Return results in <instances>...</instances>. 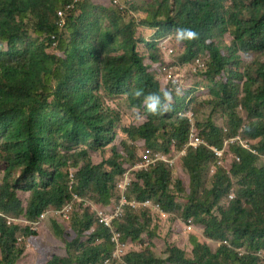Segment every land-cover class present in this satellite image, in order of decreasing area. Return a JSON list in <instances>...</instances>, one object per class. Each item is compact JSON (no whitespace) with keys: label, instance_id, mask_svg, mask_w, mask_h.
<instances>
[{"label":"trees","instance_id":"16d2710c","mask_svg":"<svg viewBox=\"0 0 264 264\" xmlns=\"http://www.w3.org/2000/svg\"><path fill=\"white\" fill-rule=\"evenodd\" d=\"M72 2L0 0V264L26 256L20 238L40 247L38 264H105L115 250L112 235L82 204L68 219L48 217L64 256L49 255L39 233L21 221L62 210L73 194L112 207L134 161L148 151H181L190 132L207 146L188 148L175 169L159 163L135 172L130 195L159 204L162 213L128 208L115 227L122 242L141 250L108 263L264 264L257 255L264 254V0H123V9L112 0H78L60 27L58 11ZM177 27L195 30L199 39L178 43ZM172 37L180 52L175 60L205 62L197 85L206 84L207 97L186 80L179 88L165 78L163 67L175 62ZM244 54L252 59L243 61ZM152 93L166 113L146 112ZM119 98L136 120L125 123ZM205 106L224 111L221 127L212 117L197 121ZM239 134L258 154L233 143L225 148ZM213 147L223 151L220 159ZM167 216L202 228L189 235L190 254L169 242L164 256L154 251ZM208 241L219 244L216 251Z\"/></svg>","mask_w":264,"mask_h":264},{"label":"rangeland","instance_id":"374dc122","mask_svg":"<svg viewBox=\"0 0 264 264\" xmlns=\"http://www.w3.org/2000/svg\"><path fill=\"white\" fill-rule=\"evenodd\" d=\"M104 1L108 2V0H104ZM142 31H143L144 35L148 38H150L151 35L153 34V32L149 31V30L142 29ZM172 39L173 40H171V39L167 40V45L168 46H174L173 47L174 56H172V59H174V57L176 58L177 56H179L180 52H179V45H177L176 42L174 41V37H172ZM140 49H142V46H140ZM251 59H252V57H251ZM175 61H179V60H175ZM243 61H248V60H245L243 58ZM185 72H187V75L185 78L186 84L189 87L191 86L190 84H194V86L196 87V89L198 91V94L199 95L202 94L201 96H204L203 98L207 97L206 95L209 94V91L205 92L206 91V84L198 86L202 80L201 74L199 72L189 73L188 69H185ZM210 86L211 85H209V87ZM116 102H117V108L125 116V123H129L131 120L132 121L136 120L137 112H135L129 108L125 99L119 98L116 100ZM240 113L242 116L244 115L243 111H241V110H240ZM209 117H212V120L214 121V123L217 126L221 127L223 125V117L225 118V113L222 110H218L216 112H213L211 107L205 106L197 114L196 119H197V121L198 120L199 121H205ZM121 139H122V137L119 135L118 141L120 142ZM241 139L244 143L249 145V147L251 146L249 141H247L248 139H244L242 137V135H241ZM140 145H142V143H140ZM168 155H170V157H171V156H173V153H170ZM92 158L95 161L101 160V157L98 153H93ZM138 162L139 161L136 160L132 164L138 163ZM260 165H263V163H260ZM174 172L176 174V173L180 172V169L174 170ZM212 172H213V168L210 170L211 174H212ZM3 173H4V170L2 168H0V183L3 179ZM129 196H131V195L128 194V198H129ZM114 199H113L114 201L111 204L112 207H103V206H99L98 204H96L93 200H91L89 198V196L82 197V196L78 195L77 199H74L71 201L72 208H71L69 213L71 214L75 210L76 205H78V204H82L84 208L85 207L89 208L93 213H94V208H97L98 210H101V211H113L115 209V207L119 204L118 194H117L116 198L114 197ZM94 217H95V213H94ZM165 219H167L166 222H163L159 225L158 231L160 233V237L157 240H155V242H154V246H155L154 251L156 252V254L158 256H164V248L166 246V244H165L166 242L172 243L173 245L185 250L188 254H190L192 247L189 245V242H188L189 235H190V233L201 234L202 228L197 227L194 224H191L192 229L189 230L188 227L190 224L188 223L189 224L188 225L187 223H184L183 219L179 218V217L176 219V221H173V218H171V216H167V217H165ZM51 222L52 221L47 219V221L44 222L43 225L37 227L36 232L39 233V236L41 239V241L38 243L40 244L41 248H43V249L48 248L49 249V251H48L49 255L64 256L65 255V250H64L65 247H64L61 239L58 236H56V234L54 233ZM175 225H178L180 227V229L177 232L171 233V231ZM201 240L204 241V239H202V238H201ZM122 243L125 246L124 251L126 253H128L130 250L131 251L141 250V246H139V245H133L131 243H126V242H122ZM23 244L26 247V252H25L26 256L23 257V259L20 260L18 262V264H38L39 260L43 257L42 252H40V247L34 246V244L32 242H30L24 238H23ZM208 245L211 247V249L213 251H216V249L219 247V244L216 242H213V241H208ZM123 255H125V254H121L120 256L122 257ZM260 258L264 261V254L263 253H260ZM112 259H118V258H111L110 261ZM105 264H109V263H105Z\"/></svg>","mask_w":264,"mask_h":264},{"label":"built area","instance_id":"2783aa9c","mask_svg":"<svg viewBox=\"0 0 264 264\" xmlns=\"http://www.w3.org/2000/svg\"><path fill=\"white\" fill-rule=\"evenodd\" d=\"M114 4H116V6L118 8L123 9L124 5H123V0H112ZM73 8V3L66 5L65 8L61 9L58 11V16L61 19L60 24L62 25L64 23V15L66 10ZM169 52L172 53L173 49L170 48ZM203 64L202 62L197 59L195 61V64L192 67L193 71H196V69L198 67H202ZM182 71H184V68L181 67L178 64H173L171 66H164L163 67V72H164V76L167 79H172L173 81L177 82L178 87L182 88L184 85V74L181 73ZM184 114V113H183ZM186 116H188L189 120L191 121V125L193 127V113L191 111H188V113H185ZM235 141H239V143L241 144L242 147H244L247 150H251L252 148L249 147V145H247L246 143L242 142L240 137H237L235 139H231V140H226L224 143L225 148L229 145L234 143ZM201 145L203 146H207L204 141L197 136L195 133L190 132V136H189V141L188 143L185 145V148L178 154V156L180 155H184L186 152L187 147H192L194 149H196L197 147H200ZM213 153L215 154V156L220 159L223 155V151L222 150H218L216 148H212ZM252 151V150H251ZM254 154H257L256 151H252ZM217 159V160H218ZM239 160V159H237ZM174 162H175V158H171L167 155L161 154V153H157V152H153V151H148L145 154L142 155V157L140 158V161L138 163H135L133 168L131 170H129L128 172H126L124 174L123 179L120 181V183L118 184V190L121 193V199L119 201V204L115 207V209L113 211H101L98 210L97 208H94V211L96 212V216L97 219L99 221V223L101 225H104L106 228L109 229L110 234L112 235V242L115 245V250L112 253L111 258H121V254H124L125 251V246L121 241V233L118 232L114 226H113V222L116 219H119L120 217L123 216L124 211H125V207H131L132 209H139V208H144V209H151L153 212H158V213H162V210L159 206V204H155L150 200H146L143 202H139L136 199L133 200H128L126 197V193L128 191V188L131 185V175L130 173L134 170H147L149 167L156 165L157 163H165L168 164L169 166L173 167L174 166ZM218 165L221 164V161L218 160ZM73 176L71 175V183H70V188L73 185ZM235 197L234 191L233 189L230 192L229 198L233 199ZM78 195L77 194H73V199H77ZM71 200V201H72ZM71 201L68 202L66 204V206L59 211H55L54 215L56 216H60L62 217V219H68L69 218V212L72 208L71 205ZM0 216L4 217L3 215L0 214ZM48 214L47 213H43L39 216V218L36 221L33 222H27V221H21L24 222L26 225H29V227L36 232L37 231V227L41 226L42 223L47 219ZM7 220V225H11L13 223V220L11 218H5ZM189 230L192 229V226L189 225ZM21 240H23V238H21ZM20 240V241H21ZM225 244H227V242H224ZM110 261V259H108L106 261V263H108Z\"/></svg>","mask_w":264,"mask_h":264},{"label":"clouds","instance_id":"9594fccd","mask_svg":"<svg viewBox=\"0 0 264 264\" xmlns=\"http://www.w3.org/2000/svg\"><path fill=\"white\" fill-rule=\"evenodd\" d=\"M78 0H73V8H74V6H75V3L77 2ZM68 4H71V3H68ZM67 4V5H68ZM66 7V6H65ZM64 7V8H65ZM73 8H70V9H68V10H66V12H65V15H64V23L61 25L60 24V22H61V19H60V17L58 16V18H59V21H58V25L61 27V26H63L64 24H65V22H66V14H67V12L69 11V10H72ZM63 9V8H62ZM61 10V9H60ZM53 39H54V42H53V46H55L56 45V42H55V36H53ZM175 39H176V41L178 42V43H180V42H184V41H195V40H198L199 39V33L198 32H196L195 30H193V29H191V28H187V27H177L176 29H175ZM243 58L245 59V60H248V61H250L251 60V57L249 56V55H247V54H244L243 55ZM197 59H199L201 62H202V64H203V66L202 67H198L197 69H196V71H193L192 70V67H193V65L195 64V61L197 60ZM197 59H194L192 62H190V63H183V64H181V62H179V61H175L174 62V64H178V65H180L181 67H183L184 68V71H182L181 73H183L184 74V78H186V75H187V72H185V69H188L189 70V73H197V72H200L201 70L203 71L204 69H205V62L199 57V58H197ZM186 80V79H185ZM173 84H175V81H173ZM203 85V84H202ZM135 96L137 97V98H139L142 94H143V90L142 89H138V90H136L135 91ZM164 96H165V98L166 99H171V96H170V93L168 92V91H165L164 92ZM147 99L149 100V101H151L150 103H147V105H146V112L148 113V114H151V115H162V114H164V113H166L168 110L167 109H164V110H161L160 108H159V104H160V98H159V96L158 95H156L155 93H152V94H150L148 97H147ZM178 115H180L181 116V118L183 117V113H180V114H178ZM242 129H243V127H242ZM241 129V130H242ZM241 130H240V132H241ZM239 132V133H240ZM237 137H240V139H241V135L239 134L238 136H236V137H234L233 139H235V138H237ZM241 141H242V139H241ZM243 142V141H242ZM233 144H238V145H240L241 146V144L239 143V141H235ZM185 148V147H184ZM183 148V149H184ZM188 148H192V147H187V149ZM182 149V150H183ZM187 149H186V151H187ZM194 149V148H193ZM181 150V151H182ZM181 151H174V150H172L171 151V153H173V156H171V158H175V162H174V166L173 167H171V166H169L168 164H166L169 168H171V169H175V168H177V166H176V164H177V159H178V157H180V156H183V155H180V156H178V154L181 152ZM185 154H186V152H185ZM184 154V155H185ZM258 154V153H257ZM167 156H169L170 157V155H167ZM138 161H140V158L139 159H137ZM135 164V163H134ZM134 164H132L131 165V168L129 169V170H131L132 168H133V166H134ZM157 164H159V163H157ZM156 164V165H157ZM163 164H165V163H163ZM218 164V163H217ZM155 166V165H154ZM151 167H153V166H151ZM151 167H149L147 170H134V171H132L131 173H130V175H131V185H130V187L128 188V191H127V193H126V197H127V199L128 200H133V199H136V200H138L136 197H134V196H129V198H128V194H130L129 192H130V190H131V187H132V184H133V177H134V174H135V172H139V171H148ZM129 170H127L126 172H128ZM215 171V168H213V172ZM125 172V173H126ZM212 172V173H213ZM124 173V174H125ZM124 174L122 175V177H121V179H120V181L123 179V177H124ZM120 181H118V183H117V185H116V189H117V194H118V196H119V201H120V199H121V193H120V191L118 190V184L120 183ZM234 191V190H233ZM139 201V200H138ZM70 202V201H69ZM139 202H143V201H139ZM154 203V202H153ZM155 204H157V203H155ZM132 209L131 207H125V211H124V213L126 212V210L127 209ZM139 209H144V208H139ZM139 209H133V210H135V211H138ZM146 210H151V209H146ZM152 211V210H151ZM153 212V211H152ZM94 213H95V219H96V221L98 222V224L99 225H101L100 223H99V221H98V219H97V216H96V212L94 211ZM43 214V213H42ZM47 214H48V217L49 216H54V214L53 213H51V212H47ZM41 215V214H40ZM125 214H123V216H124ZM122 216V217H123ZM48 217H47V219H48ZM55 217V216H54ZM122 217H120L119 219H116V220H114V222H113V226H114V228L118 231V229L115 227V222L116 221H118V220H121L122 219ZM8 218V217H7ZM38 219V218H37ZM36 219V220H37ZM47 219L44 221V222H46L47 221ZM35 220V221H36ZM27 222H29V221H27ZM30 222H33V221H30ZM44 222L42 223V225L44 224ZM27 226H29V225H27ZM101 226H103V227H105L104 225H101ZM190 226H191V224H190ZM106 228V227H105ZM108 231H109V229L108 228H106ZM110 232V231H109ZM119 232V231H118ZM20 240H21V238H20ZM21 243H23V240H21L20 241ZM225 244V243H224ZM226 245H228V243L226 244ZM239 252H240V254H247V252H246V250L245 251H242V250H238ZM260 253L261 252H259V253H257V255L260 257Z\"/></svg>","mask_w":264,"mask_h":264}]
</instances>
